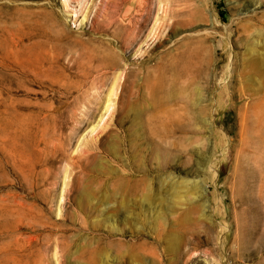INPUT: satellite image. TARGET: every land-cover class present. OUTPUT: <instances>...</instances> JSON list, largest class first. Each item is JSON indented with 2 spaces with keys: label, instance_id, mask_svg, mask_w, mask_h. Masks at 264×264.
<instances>
[{
  "label": "rangeland",
  "instance_id": "1",
  "mask_svg": "<svg viewBox=\"0 0 264 264\" xmlns=\"http://www.w3.org/2000/svg\"><path fill=\"white\" fill-rule=\"evenodd\" d=\"M0 264H264V0H0Z\"/></svg>",
  "mask_w": 264,
  "mask_h": 264
},
{
  "label": "bare ground",
  "instance_id": "2",
  "mask_svg": "<svg viewBox=\"0 0 264 264\" xmlns=\"http://www.w3.org/2000/svg\"><path fill=\"white\" fill-rule=\"evenodd\" d=\"M68 1H70V0H68ZM65 3L68 4L66 1H65ZM69 4H70V3H69ZM15 211H16V210H15ZM17 211H18V210H17ZM16 213H17V212H16Z\"/></svg>",
  "mask_w": 264,
  "mask_h": 264
}]
</instances>
